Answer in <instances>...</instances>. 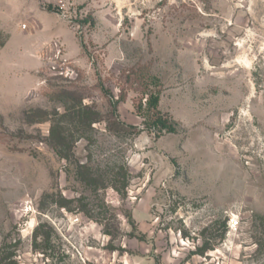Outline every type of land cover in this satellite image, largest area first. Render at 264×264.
<instances>
[{"label": "rangeland", "instance_id": "374dc122", "mask_svg": "<svg viewBox=\"0 0 264 264\" xmlns=\"http://www.w3.org/2000/svg\"><path fill=\"white\" fill-rule=\"evenodd\" d=\"M4 40L0 264H264V0H0Z\"/></svg>", "mask_w": 264, "mask_h": 264}, {"label": "trees", "instance_id": "16d2710c", "mask_svg": "<svg viewBox=\"0 0 264 264\" xmlns=\"http://www.w3.org/2000/svg\"><path fill=\"white\" fill-rule=\"evenodd\" d=\"M4 45H5V40L0 44V48H2ZM158 102H159V98L157 95H150L149 98L146 100V106L148 107V109L155 110L157 108ZM69 116L75 119L77 124L84 128L92 127V125L98 122L99 120L98 119L99 114L95 110H93L92 107L82 105L81 103H79L76 107L73 108ZM146 126L147 128L153 129L159 133L161 132L175 133L174 123L168 120L167 118H164L159 112L154 113V118H151V120L148 121ZM126 128L132 129V127H126ZM50 137L56 140L55 141L56 143L54 144L56 146V149L57 148L60 149V147L63 144L64 138L60 137V133L53 127L51 129ZM34 237L36 238L37 234H35ZM6 247L7 245L3 246V248H6ZM12 254L13 253H10L9 257L12 256ZM11 264H15V262L11 261Z\"/></svg>", "mask_w": 264, "mask_h": 264}, {"label": "built area", "instance_id": "2783aa9c", "mask_svg": "<svg viewBox=\"0 0 264 264\" xmlns=\"http://www.w3.org/2000/svg\"><path fill=\"white\" fill-rule=\"evenodd\" d=\"M231 224H232V225H231ZM229 225H230V227L232 228V227H234V226L237 225V221H236V220H232V219H230V220H229Z\"/></svg>", "mask_w": 264, "mask_h": 264}, {"label": "crops", "instance_id": "0c3cea01", "mask_svg": "<svg viewBox=\"0 0 264 264\" xmlns=\"http://www.w3.org/2000/svg\"><path fill=\"white\" fill-rule=\"evenodd\" d=\"M29 14H32V13H29Z\"/></svg>", "mask_w": 264, "mask_h": 264}]
</instances>
